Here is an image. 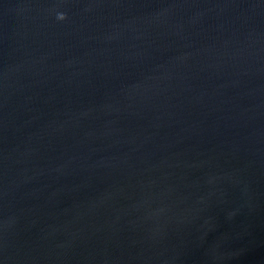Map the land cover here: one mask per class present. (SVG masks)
Listing matches in <instances>:
<instances>
[{
    "label": "water",
    "instance_id": "water-1",
    "mask_svg": "<svg viewBox=\"0 0 264 264\" xmlns=\"http://www.w3.org/2000/svg\"><path fill=\"white\" fill-rule=\"evenodd\" d=\"M0 264H264V0H0Z\"/></svg>",
    "mask_w": 264,
    "mask_h": 264
},
{
    "label": "clouds",
    "instance_id": "clouds-1",
    "mask_svg": "<svg viewBox=\"0 0 264 264\" xmlns=\"http://www.w3.org/2000/svg\"><path fill=\"white\" fill-rule=\"evenodd\" d=\"M57 18L59 20H64V19H66V15L64 13H59L58 16H57Z\"/></svg>",
    "mask_w": 264,
    "mask_h": 264
}]
</instances>
